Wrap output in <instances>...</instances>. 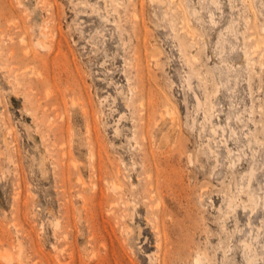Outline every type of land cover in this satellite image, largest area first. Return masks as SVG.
<instances>
[{"label": "rangeland", "instance_id": "obj_1", "mask_svg": "<svg viewBox=\"0 0 264 264\" xmlns=\"http://www.w3.org/2000/svg\"><path fill=\"white\" fill-rule=\"evenodd\" d=\"M0 264H264V0H0Z\"/></svg>", "mask_w": 264, "mask_h": 264}, {"label": "bare ground", "instance_id": "obj_2", "mask_svg": "<svg viewBox=\"0 0 264 264\" xmlns=\"http://www.w3.org/2000/svg\"><path fill=\"white\" fill-rule=\"evenodd\" d=\"M44 28H45V27H44ZM39 40L43 41V39H41V38H40ZM41 41H37V42H36V45H37V44H40L41 46L44 47V44H43ZM38 46H39V45H38ZM46 46H47V44H45V47H46ZM162 134H163V132H162ZM161 137H162V136H161ZM2 138H3V137H2ZM4 138H5V136H4ZM4 138L2 139V141H6V140H4ZM164 138H165V137H164ZM161 141H162V139H161ZM4 144H5V143H4ZM6 144H7V143H6ZM148 187H149V186H148ZM156 205H157V203H156ZM56 221H57V220H56ZM56 221H55V222H56ZM53 222H54V221H53ZM54 224H55V227H57V225H58L57 222L54 223ZM155 228H156V227H155ZM197 260H198V259H197Z\"/></svg>", "mask_w": 264, "mask_h": 264}]
</instances>
